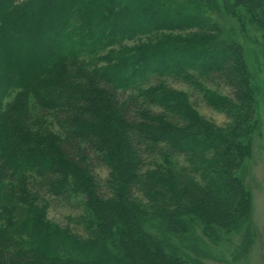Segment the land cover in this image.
<instances>
[{"label": "trees", "instance_id": "16d2710c", "mask_svg": "<svg viewBox=\"0 0 264 264\" xmlns=\"http://www.w3.org/2000/svg\"><path fill=\"white\" fill-rule=\"evenodd\" d=\"M248 3L263 6L260 0ZM208 4L210 0H0V21L7 22L3 30L23 34L19 43L0 38V200L8 191L6 181L33 173L38 182L31 191L40 193L43 202L48 197L75 210L74 222L84 233L75 243L59 239L54 253L43 242L48 235L26 217L25 227H34L27 240L21 233L8 236L0 227V264H187L171 241L181 229L188 231L189 223L199 221L205 231H228L230 222H239L249 205L238 170L240 159L249 156L255 131V91L239 44L232 36L224 41L208 26ZM33 5L49 13L36 14ZM136 6L138 11L132 9ZM96 15L101 26L94 25ZM191 28L206 36L166 42L144 53L141 62L118 57L109 60L116 63L113 69L97 71L78 61L83 53L95 55L110 38ZM153 61L156 67H151ZM195 76L230 90L229 99L207 97L232 122L227 131L196 118L176 92L157 83L165 77L190 83ZM34 117L57 121L60 133L54 145L47 137L27 134ZM150 153L209 154L210 162L199 170L204 186L191 182L186 168L156 170L146 186L151 204H137L133 187ZM94 163L108 168L105 195L91 172ZM44 227L53 232L51 225ZM57 232L62 237L61 229Z\"/></svg>", "mask_w": 264, "mask_h": 264}, {"label": "rangeland", "instance_id": "374dc122", "mask_svg": "<svg viewBox=\"0 0 264 264\" xmlns=\"http://www.w3.org/2000/svg\"><path fill=\"white\" fill-rule=\"evenodd\" d=\"M260 1L263 4L261 9L250 7L248 0H210V4L207 5L205 16L210 21L208 26L217 29L216 35H223L224 41H231L233 37V40L241 48L248 83L255 91L252 100V123L255 131L250 135L249 156L240 159L238 170L242 187L249 195L246 213L240 216L239 222L235 225L230 222L232 227L228 231L220 229L205 231L199 221L189 223L188 231L181 229L177 236L172 237L171 241L178 253L184 254L182 256L187 264H264V0ZM98 6L97 3L96 13L99 10ZM32 8L36 14H40L41 10L49 13V10L41 9L43 7L38 5H33ZM137 8V6L132 7L133 10L138 11ZM88 9L92 8L89 6ZM97 15L93 18L94 25L101 26L102 18ZM6 23V21H0V38L8 39L12 43L13 41L18 43L22 41V33H10L8 30H3ZM88 34L90 33L88 32ZM212 34L210 36H215ZM202 36H206L205 32L191 28L184 31H155L151 34L124 40L110 38L106 46H103L95 55L88 52L83 53L78 57V61L89 70L99 71L103 67L113 69L115 67L113 65L116 63L113 60L109 61L110 59L120 57L121 61L126 63L141 62L144 53L152 52L161 44L194 41ZM16 53H18L17 50ZM12 59L15 60L14 57ZM10 64L15 67L16 63L11 60ZM151 67H156L154 61L151 63ZM194 78V81L192 80L190 83L176 80L173 77L160 78L159 81H156L176 92L179 95L178 101L184 100L187 109L196 118L227 131L231 128L232 122L224 113L214 109L207 102V97L215 95L222 99H229L230 90L221 82L206 81L198 76ZM153 109L160 111L158 108ZM56 123L57 121L53 118L34 117L30 123L31 127L26 128L29 130L27 134L34 138L47 137L48 142L54 145V140L60 133ZM150 154L144 157V165L138 174V181L133 187V200L137 204L143 207L151 204L146 186L150 182L152 173L156 170H164L168 167L186 168L190 172L188 178L191 182L197 187L204 186L202 177L204 173L201 175L199 170H203L210 162L209 154L193 158L182 155L171 157L163 153ZM91 172L96 183L100 186L101 194L105 195V184L109 180L108 168L102 164L94 163ZM36 182H38L37 176L29 172L15 175L11 180L6 181L5 186L8 191H4L5 194L0 200V227L6 229L8 236L21 233L27 240L25 235L32 234L30 232H34V227H25L24 221L26 217L32 218V221L39 224L41 232L48 235V237L45 235L47 238L43 242L56 253L57 248L59 249V246H56L59 245L56 244V241L65 238L75 243L76 239H79L78 237H84V233L74 222V218L77 216L75 210L68 209L61 202L48 197L44 198L43 202L40 199V193V195L34 194L31 191L30 188H33ZM20 194L22 197H17ZM7 221H11L12 226L9 228L6 226ZM32 224L34 223L30 225ZM43 224L44 226L51 225L53 232L49 231L50 234L46 232ZM57 228L61 229L62 237L58 236V232L56 233ZM40 230L38 229L39 232ZM62 243L65 242L62 241Z\"/></svg>", "mask_w": 264, "mask_h": 264}]
</instances>
